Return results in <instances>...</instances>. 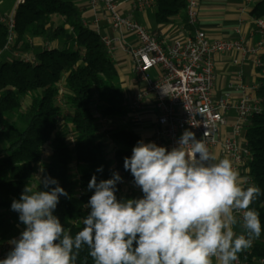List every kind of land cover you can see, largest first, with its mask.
Wrapping results in <instances>:
<instances>
[{"label":"trees","instance_id":"16d2710c","mask_svg":"<svg viewBox=\"0 0 264 264\" xmlns=\"http://www.w3.org/2000/svg\"><path fill=\"white\" fill-rule=\"evenodd\" d=\"M15 5L16 0H10L9 8L0 5V51L8 46L0 52V243L24 227L11 203L19 200L25 185L47 190L36 177L55 179L68 194L59 197L53 214L74 236L90 211L91 177L95 175L99 182L118 171L134 183L123 159L131 156L137 141H143L132 129L100 131L95 112L119 118L124 112V89L116 83L120 75L116 62L100 34L84 22L80 7L72 0H24L14 9ZM184 6L185 0H157L155 19L166 23ZM12 11L14 28L9 39L7 21ZM251 14L264 16V0L255 3ZM261 57L264 62V52ZM257 70L264 71V64ZM257 80L255 93L263 100L262 109L245 123L244 136L252 154L248 185L261 190L250 207L259 212L262 231L251 248L238 254L242 264H257L264 256V74ZM60 85L64 106L57 100ZM69 126L73 144L67 140ZM106 137L118 146L113 155L106 150ZM45 142L49 144L43 158ZM116 188L117 199L143 195L133 188L124 191L119 182ZM88 253L84 246L76 264H94Z\"/></svg>","mask_w":264,"mask_h":264},{"label":"clouds","instance_id":"9594fccd","mask_svg":"<svg viewBox=\"0 0 264 264\" xmlns=\"http://www.w3.org/2000/svg\"><path fill=\"white\" fill-rule=\"evenodd\" d=\"M123 167L142 197L117 199V172L99 182L93 175L90 211L74 236L53 214L68 195L58 182L36 177L47 190L26 184L11 203L24 230L0 264H76L84 246L94 264H233L260 237L259 212L250 207L260 188L245 187L230 159L210 153L193 132L171 150L137 141Z\"/></svg>","mask_w":264,"mask_h":264},{"label":"built area","instance_id":"2783aa9c","mask_svg":"<svg viewBox=\"0 0 264 264\" xmlns=\"http://www.w3.org/2000/svg\"><path fill=\"white\" fill-rule=\"evenodd\" d=\"M22 1L24 0H16L14 9ZM86 1L91 7H103L109 16L110 27L118 35L101 33L96 23L85 19L84 22L100 34L112 58L117 47L124 48L132 59L133 71L139 83L135 89L124 90V112L119 118L95 112L100 131L105 132L114 127L132 129L147 121L149 131L143 142H154L168 150L178 147L179 138L185 130L191 131L196 139H201L206 144L209 151L217 148L225 158L230 159L244 186L248 185V163L252 160V154L244 136L245 123L254 112L262 109L263 100L255 93L258 83L251 86L244 84L242 65L249 61L256 69L263 66L261 53L264 42L259 40L248 45L242 36L235 39L210 37L202 29H196L185 39L168 41L159 38L135 19L137 11L143 12L154 6L157 0H124L129 3L131 10L125 15L120 13L117 0ZM185 8L188 24H196L199 0H185ZM7 22L11 39L14 28L13 11ZM253 29L264 34V16L253 18ZM130 36L135 37V42L127 39ZM7 47L0 52L4 53ZM232 51L241 54V59L237 62L239 71L235 77L236 84L241 89L240 95L224 92L215 96L214 56ZM24 57L27 60L33 59L29 55ZM63 93L64 87L60 85L57 100L62 106L65 105ZM230 113H234V121L229 118ZM58 122H62L61 117ZM227 127L230 130H226ZM67 140L74 143L71 126L68 127ZM48 144L45 142L43 145V158L47 154ZM117 148V144L106 137L107 152L113 155ZM37 165V176H40L41 162ZM119 183L124 191L130 186L142 193L134 183L123 178ZM9 251L6 241L0 243V259ZM233 264H242L239 256ZM257 264H264V256L259 258Z\"/></svg>","mask_w":264,"mask_h":264},{"label":"crops","instance_id":"0c3cea01","mask_svg":"<svg viewBox=\"0 0 264 264\" xmlns=\"http://www.w3.org/2000/svg\"><path fill=\"white\" fill-rule=\"evenodd\" d=\"M81 9L85 20L96 23L98 30L101 33H106L111 36L118 35L113 31L109 24V16L102 6L96 8L91 7L86 0H72ZM259 0H199V16L196 24H188L185 6L166 23H158L155 19L156 4L146 8L143 12L137 11L135 19L143 26H146L152 33L159 38L174 41L182 40L192 34L196 29H202L210 37H220L235 39L242 36L245 43L252 45L261 40L264 42V34L254 31L253 18L251 10L255 3ZM119 11L122 15L129 13V3L124 0H117ZM130 42H135V37L127 38ZM35 45L40 46L41 42L38 39L32 40ZM264 52V49H263ZM262 52V53H263ZM113 56L116 62L121 78V87L124 90H132L139 86L133 71L132 59L127 54L123 47H117ZM241 59V54L238 51L229 53H218L214 56L215 65V82L214 95L218 96L224 92H230L234 96H239L241 89L237 86L235 79L236 73L239 71L237 62ZM133 71L134 78H128L127 73ZM243 82L247 86L258 83L257 77L264 74V71H258L249 61H245L242 65ZM123 84V85H122ZM229 118L234 121V113L229 114ZM144 126L145 132L142 133V140H146L149 131V123L144 121L141 125ZM226 130H230L227 127ZM210 153L218 158H225L217 148H212ZM238 233L242 230L236 228ZM14 239L8 238L7 245ZM18 239V238H16ZM214 264H218L214 259Z\"/></svg>","mask_w":264,"mask_h":264},{"label":"rangeland","instance_id":"374dc122","mask_svg":"<svg viewBox=\"0 0 264 264\" xmlns=\"http://www.w3.org/2000/svg\"><path fill=\"white\" fill-rule=\"evenodd\" d=\"M3 3V5L4 6H6V7H8L9 8V6H10V0H0V5ZM126 75H128V78H134V73H133V71H131V73H127ZM118 85H121V78H118V80H117V82H116ZM123 85V84H122ZM119 125H121L122 126V124L118 121L117 122ZM133 130H135L137 133H139L140 134V136H142V133L143 132H145V128H144V126H133V128H132ZM1 143L3 142V140H1L0 141ZM238 229L240 230V228L238 227ZM24 230V227H22L21 229H20V231H17L16 233H12L11 234V237H13V238H19V235H20V233L22 232ZM242 230V229H241ZM243 231V230H242Z\"/></svg>","mask_w":264,"mask_h":264}]
</instances>
